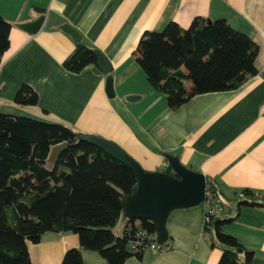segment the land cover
Wrapping results in <instances>:
<instances>
[{
    "label": "crops",
    "instance_id": "crops-1",
    "mask_svg": "<svg viewBox=\"0 0 264 264\" xmlns=\"http://www.w3.org/2000/svg\"><path fill=\"white\" fill-rule=\"evenodd\" d=\"M0 14L12 26L10 47L0 64V112L62 121L80 133L102 136L121 146L146 171H165L169 163L159 152L168 151L216 183L227 204L244 189L264 195L260 75L236 90L196 95L171 110L165 95L148 83L134 54L146 31H161L169 22L186 29L196 17L226 19L260 46L255 64L261 72L264 0H0ZM40 17L44 21L38 32L24 29ZM63 24L73 26L85 43L108 57L113 99L106 94L107 75L91 67L78 74L64 68L75 42L60 29ZM23 85L38 93L37 105L15 103ZM204 220L203 204L172 211L166 222L171 249L148 251L123 264H218L222 251L203 234ZM223 232L254 252L250 264H264V207H242ZM79 248V237L71 232H48L39 243L28 242L33 264H62L67 251ZM82 254L83 264H108L96 252Z\"/></svg>",
    "mask_w": 264,
    "mask_h": 264
},
{
    "label": "trees",
    "instance_id": "trees-1",
    "mask_svg": "<svg viewBox=\"0 0 264 264\" xmlns=\"http://www.w3.org/2000/svg\"><path fill=\"white\" fill-rule=\"evenodd\" d=\"M11 28L0 14V64L10 47ZM95 49L81 37L64 68L78 74L91 67L101 73ZM259 52L254 39L228 20L196 17L186 29L172 21L161 31H146L134 54L148 83L165 95L168 108L177 110L196 95L240 88L260 73L255 64ZM15 103L35 106L38 93L23 85ZM78 133L62 121L0 112V264H33L28 242L39 243L48 232L79 237L80 248L67 251L62 264H83V250L98 253L108 264H123L133 256L142 258L129 249L139 229L157 233L154 222L124 215L122 236L114 233L123 214L122 199L131 194L136 175L99 147L80 141ZM64 142L67 149L48 168L51 147ZM165 172L176 175L169 164ZM207 184L221 196L216 183L207 178ZM224 203L227 212L205 217L203 234L222 251L218 264H250L254 252L223 227L244 206L264 207V195L244 189Z\"/></svg>",
    "mask_w": 264,
    "mask_h": 264
},
{
    "label": "water",
    "instance_id": "water-1",
    "mask_svg": "<svg viewBox=\"0 0 264 264\" xmlns=\"http://www.w3.org/2000/svg\"><path fill=\"white\" fill-rule=\"evenodd\" d=\"M43 21L44 17H40L34 23L24 26V29L30 33H36ZM60 29L70 35L75 42L80 41L81 35L73 26L63 24ZM94 53L97 58V66L104 75H107L106 94L110 99H113L116 96L114 79L111 74L113 67L102 51L95 49ZM134 98L128 97L127 100L132 101ZM77 138L99 147L134 171L136 184L131 194L125 195L122 199L123 213L128 219L154 222L159 244H163L169 239L166 222L172 211L195 207L203 203L207 178L204 174L184 166L177 156L168 155L166 158L176 175L165 171H146L128 152L109 139L90 133H78ZM67 146V143L64 142L51 147L45 160L48 168L56 163Z\"/></svg>",
    "mask_w": 264,
    "mask_h": 264
},
{
    "label": "built area",
    "instance_id": "built-area-1",
    "mask_svg": "<svg viewBox=\"0 0 264 264\" xmlns=\"http://www.w3.org/2000/svg\"><path fill=\"white\" fill-rule=\"evenodd\" d=\"M262 80H264V70L259 73ZM205 208V217L208 219L211 216H217L224 214L228 211L223 199L214 190L208 188L206 184L205 198L202 203ZM158 234L148 233L144 229H139L129 243V249L132 253H146L148 251L163 252L171 249V243L167 240V245L162 247L163 244H159L157 241Z\"/></svg>",
    "mask_w": 264,
    "mask_h": 264
},
{
    "label": "rangeland",
    "instance_id": "rangeland-1",
    "mask_svg": "<svg viewBox=\"0 0 264 264\" xmlns=\"http://www.w3.org/2000/svg\"><path fill=\"white\" fill-rule=\"evenodd\" d=\"M189 83V82H188ZM118 226H116L115 228H114V233L115 234H118V236H122V233H123V231H122V229H121V225H122V222L120 221L119 222V224H117Z\"/></svg>",
    "mask_w": 264,
    "mask_h": 264
}]
</instances>
